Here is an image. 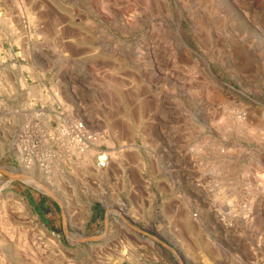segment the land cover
Masks as SVG:
<instances>
[{"label":"rangeland","instance_id":"rangeland-1","mask_svg":"<svg viewBox=\"0 0 264 264\" xmlns=\"http://www.w3.org/2000/svg\"><path fill=\"white\" fill-rule=\"evenodd\" d=\"M0 264H264V0H0Z\"/></svg>","mask_w":264,"mask_h":264},{"label":"built area","instance_id":"built-area-1","mask_svg":"<svg viewBox=\"0 0 264 264\" xmlns=\"http://www.w3.org/2000/svg\"><path fill=\"white\" fill-rule=\"evenodd\" d=\"M74 128H76V132H79V131L83 132V129H82V126H81V125H77V124H75ZM101 158H105L104 155L101 156ZM105 165H106V162H105L104 160H102L100 163H98L97 166H98L99 168H102V167H104Z\"/></svg>","mask_w":264,"mask_h":264},{"label":"bare ground","instance_id":"bare-ground-1","mask_svg":"<svg viewBox=\"0 0 264 264\" xmlns=\"http://www.w3.org/2000/svg\"><path fill=\"white\" fill-rule=\"evenodd\" d=\"M5 20V19H4ZM30 21V20H29ZM40 32V31H39ZM30 181H33V180H30ZM32 184H34L37 188H40L41 190H43V191H48L47 190V188H46V185L45 186H43V184H40V183H38V182H32ZM122 255V254H121Z\"/></svg>","mask_w":264,"mask_h":264}]
</instances>
